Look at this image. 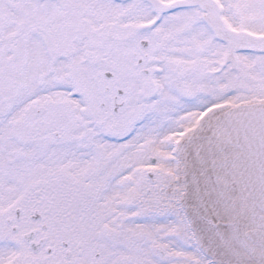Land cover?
I'll return each mask as SVG.
<instances>
[{"label":"snow or ice","instance_id":"1","mask_svg":"<svg viewBox=\"0 0 264 264\" xmlns=\"http://www.w3.org/2000/svg\"><path fill=\"white\" fill-rule=\"evenodd\" d=\"M0 264H264V0H0Z\"/></svg>","mask_w":264,"mask_h":264}]
</instances>
